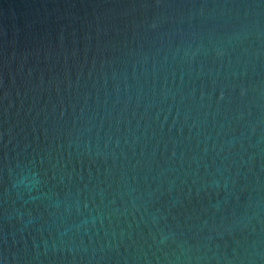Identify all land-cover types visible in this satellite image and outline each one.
Wrapping results in <instances>:
<instances>
[{
  "label": "water",
  "instance_id": "water-1",
  "mask_svg": "<svg viewBox=\"0 0 264 264\" xmlns=\"http://www.w3.org/2000/svg\"><path fill=\"white\" fill-rule=\"evenodd\" d=\"M0 264H264V0H0Z\"/></svg>",
  "mask_w": 264,
  "mask_h": 264
}]
</instances>
